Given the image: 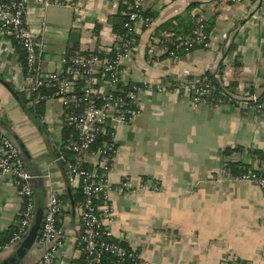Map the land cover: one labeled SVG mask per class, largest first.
Here are the masks:
<instances>
[{
	"label": "crops",
	"instance_id": "obj_1",
	"mask_svg": "<svg viewBox=\"0 0 264 264\" xmlns=\"http://www.w3.org/2000/svg\"><path fill=\"white\" fill-rule=\"evenodd\" d=\"M142 9L154 17L149 27L136 26L137 50L125 61V78L147 81L153 91L142 96L141 112L130 125L115 128L117 155L107 173L112 215L104 222L116 240L152 264H264V195L257 185L228 179L222 172L228 160L264 169V162L247 154L250 147L264 150V109L239 102L246 91L264 92V0H143ZM118 12L115 0H70L43 10L28 0L25 20L41 42V67L56 70L63 55L108 49L114 34L110 17ZM195 16L210 26L209 47L181 53L178 59L157 51L156 27L175 17L193 22ZM10 44L0 43V131L15 141L33 175L30 227L40 215V232L51 191L66 202L58 218L62 238L56 264H73L82 258L81 199L78 181L70 180L56 159L59 152L72 154L62 147L64 110L58 100L42 103L38 115L21 105L13 93L19 91L21 54ZM219 68L221 84L232 85L228 93L238 102L193 108L180 86L185 71L201 75ZM159 81L167 86L176 82L179 89L157 91ZM27 106L33 107L29 101ZM239 146L243 152L224 153ZM97 161L96 150L84 158L88 166ZM123 181L133 187L150 181L160 190L121 194L115 188ZM20 210L15 186L0 177V242L10 237ZM16 250L0 254V264H12ZM19 252L20 264H40L38 241Z\"/></svg>",
	"mask_w": 264,
	"mask_h": 264
},
{
	"label": "built area",
	"instance_id": "obj_2",
	"mask_svg": "<svg viewBox=\"0 0 264 264\" xmlns=\"http://www.w3.org/2000/svg\"><path fill=\"white\" fill-rule=\"evenodd\" d=\"M34 1L43 10L50 4H69L70 0ZM115 1L119 6L121 0ZM142 2L134 0L129 4L123 31L112 35L113 43L108 49L70 57L63 55L59 59L58 69L45 70L39 59L41 42L25 20L28 0H0V43L8 40L12 51L14 47L20 46L24 53L20 77L16 80L18 90L25 92L28 98L32 96L29 100L32 105L58 100L64 110L60 124L69 131L62 147L74 157L68 159L59 152L56 159L64 164L69 179L78 181L81 188L82 199L77 211L81 223L79 243L82 264H152L140 252L116 240L104 222L105 219L110 220L112 215L108 203L112 187L107 182V173L117 155L115 128L130 125L141 112L142 96L153 91V85L147 81L129 82L125 78V61L131 59L137 50L136 26L142 23L149 27L152 22L151 18L140 13ZM205 22L203 17H199L187 38L175 36L169 30L162 31L160 36L153 35L154 42L159 45L157 51L178 59L180 50L187 53L197 46L209 47L211 36L206 31ZM40 26L44 31L46 26L43 20ZM180 86L187 92L193 108L200 103H208L213 107L219 104V100L210 96L214 86L204 81L199 74L185 71ZM178 87L168 88L162 81L155 84V90L160 92L176 90ZM239 102L249 109L260 111L264 109V94L246 91ZM107 132L110 141L103 142L96 150L97 163L85 166V156L98 137ZM222 172L228 179L257 185L264 195V176L251 170L233 174L225 165ZM0 177L12 182L21 202L14 230L7 240L0 242L2 254L11 250L27 234L35 207L31 187L33 175L26 169L18 145L1 131ZM159 190L160 187L150 181L136 187L123 181L115 188L116 192L126 195ZM65 205L66 202L57 192H50L38 239L42 249L40 264H56L62 238L58 218ZM236 264L252 263L241 260Z\"/></svg>",
	"mask_w": 264,
	"mask_h": 264
},
{
	"label": "trees",
	"instance_id": "obj_3",
	"mask_svg": "<svg viewBox=\"0 0 264 264\" xmlns=\"http://www.w3.org/2000/svg\"><path fill=\"white\" fill-rule=\"evenodd\" d=\"M133 1L134 0H121L120 4H119V12L117 14L113 15L112 17H110V21H111V25H112V31L114 33L119 34L120 32L123 31V23L127 20L125 12L128 10L129 4ZM140 13L144 17H149L151 19H152V17H154V14L152 12H150L149 10H143L141 8ZM197 20H198L197 16L194 17L193 22L180 21L179 19H177L175 17V18H172V19L164 22L163 24L159 25L158 27H156L154 34H156L157 36H160L162 31L169 30V31L173 32L175 36H179L181 38H187L190 36L192 29L194 28L195 24L197 23ZM205 24H206V31H207V33H209L210 26L206 22H205ZM198 47L199 46H197L195 48H198ZM200 48H203V47H200ZM18 49H19V53L21 54V60L23 62L24 61L23 50L20 48V46H18ZM87 53H89V50L78 51V52H76L74 54L72 53L70 55L72 56L75 54H87ZM181 53H185V52L180 50L179 55ZM70 55H68V57H70ZM219 73H221L220 68L218 70V73H211L210 71H206L200 75V77L203 78L204 81H207L208 83H210L211 85L214 86V88H212L210 91V96L219 100V104L224 103V102H228V103L229 102L230 103L236 102L237 103L238 101L232 99V97L228 93V89L231 88L232 85L229 83L227 85H222L219 78H218V75H217ZM176 86H178V83L171 82V84H169L168 88H173ZM250 92H252V91H250ZM14 94L19 97L21 105H23L26 110L29 109L30 111H32V109H33L35 112L34 114H36V115L41 114L43 112L42 103L34 104V105H32L33 107L27 106V102L32 98V96L30 98H28L27 94L25 92H22V91H14ZM262 94H264V92ZM68 131L69 130L67 128L64 129L65 135H66V133H68ZM65 135H64V138L66 137ZM107 140L110 141V135H108V132L104 133L100 137H98L95 144L92 146L91 150L92 151L97 150L103 144V142H105ZM233 151H242L243 152V148L240 146L234 147V148L227 147L225 149L224 153L225 154H231ZM247 154L252 159L264 162V150H262V149L250 147L247 149ZM66 155H67L66 157L68 159H73V157H74V156H71L72 154H66ZM84 165L88 167V165H86V164H84ZM225 166L228 167L233 174L244 173L248 170H251V171L257 173L258 175L260 174V175L264 176V169L253 168L249 164L246 165L244 163H241L240 161L236 162V161H229L228 160L225 162ZM78 194L80 195V199H82V193H81L80 187L78 189ZM74 263L75 264H82L83 258L78 259V260H74Z\"/></svg>",
	"mask_w": 264,
	"mask_h": 264
},
{
	"label": "water",
	"instance_id": "obj_4",
	"mask_svg": "<svg viewBox=\"0 0 264 264\" xmlns=\"http://www.w3.org/2000/svg\"><path fill=\"white\" fill-rule=\"evenodd\" d=\"M13 92V90H11ZM14 93V92H13ZM21 144V143H20ZM22 147V146H21ZM23 148V147H22ZM40 222V215L37 216V218L33 221L32 226L30 227L27 234L23 237V241L20 243H17L12 249L16 250L18 254L13 256L11 259L13 261L12 264H20L21 262V252L20 249L22 247L30 248L34 241H38L40 232H37L38 226ZM7 262V261H5ZM4 262V263H5Z\"/></svg>",
	"mask_w": 264,
	"mask_h": 264
},
{
	"label": "rangeland",
	"instance_id": "obj_5",
	"mask_svg": "<svg viewBox=\"0 0 264 264\" xmlns=\"http://www.w3.org/2000/svg\"><path fill=\"white\" fill-rule=\"evenodd\" d=\"M86 38V37H85ZM89 40V39H88Z\"/></svg>",
	"mask_w": 264,
	"mask_h": 264
}]
</instances>
